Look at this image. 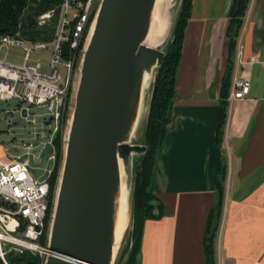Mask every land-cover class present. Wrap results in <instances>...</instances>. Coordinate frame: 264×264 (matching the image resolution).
Masks as SVG:
<instances>
[{"label": "crops", "instance_id": "1", "mask_svg": "<svg viewBox=\"0 0 264 264\" xmlns=\"http://www.w3.org/2000/svg\"><path fill=\"white\" fill-rule=\"evenodd\" d=\"M231 1L191 0L151 179L162 212L141 226L137 264H208L203 240L218 199L217 170L224 185L215 264H264V0H249L233 40L230 84L242 73L250 91L229 100V84L218 141Z\"/></svg>", "mask_w": 264, "mask_h": 264}, {"label": "water", "instance_id": "2", "mask_svg": "<svg viewBox=\"0 0 264 264\" xmlns=\"http://www.w3.org/2000/svg\"><path fill=\"white\" fill-rule=\"evenodd\" d=\"M155 1L99 0L76 63L42 264L116 263L121 192L131 207L133 166L146 150L143 136L155 74L183 0H169L166 31L149 45ZM140 123L142 139L137 140Z\"/></svg>", "mask_w": 264, "mask_h": 264}, {"label": "built area", "instance_id": "3", "mask_svg": "<svg viewBox=\"0 0 264 264\" xmlns=\"http://www.w3.org/2000/svg\"><path fill=\"white\" fill-rule=\"evenodd\" d=\"M99 0H61L58 7L39 12L36 24L41 26L51 21L56 9L57 20L51 40L30 41L17 33L0 35V45L21 46L25 50L21 64L0 60V101L14 100L26 103L21 113L27 120L29 141L23 143V154H9L1 148L0 154V260L8 264L6 255L11 250L30 249L45 257L44 246L36 244L44 225L49 196L48 178L52 168L43 167L45 177L35 178L28 171L29 155L40 146L37 142L43 136L44 124L52 127L47 142L41 149L49 146L47 160L54 163V147L52 138L62 118L64 98L66 97L69 77L76 69L88 30L94 19ZM63 43H67L68 52L63 56ZM49 49L47 65L50 71L41 70L40 62L28 64L32 50ZM62 66L63 74L58 68ZM249 79L242 73L234 75L230 84L229 100H239L247 96L250 89ZM43 106L46 113L38 122L36 116L28 111V107ZM9 112L13 113V110ZM50 125V126H49ZM48 135V134H47ZM35 155V156H37ZM20 235H15L13 233Z\"/></svg>", "mask_w": 264, "mask_h": 264}, {"label": "trees", "instance_id": "4", "mask_svg": "<svg viewBox=\"0 0 264 264\" xmlns=\"http://www.w3.org/2000/svg\"><path fill=\"white\" fill-rule=\"evenodd\" d=\"M61 0H0V35L17 33L30 41L51 40L54 36L53 30L57 20L58 9H56L50 22L45 25H37L35 17L39 12L58 7ZM249 0H232L228 10V23L226 25V35L229 38V49L227 54V63L223 72L221 83V102L219 112V123L216 130V140L219 141L224 125V115L226 110V96L231 78L232 59L231 54L234 47L233 40L239 30L242 22V16ZM191 0H183L178 12V18L173 28L171 41L165 49L161 66L155 74L152 95L149 102L146 127L144 131V144L146 150L138 160V170L134 172L133 190L131 195V224H130V242L127 250V259L124 264H137L136 255L139 249L141 237V226L146 219L160 217L162 208L158 199L154 196L151 189V179L153 166L156 160L157 150L163 140V135L169 125L172 112V101L175 97L174 82L175 71L178 64V58L181 52V42L184 35V27L190 16ZM63 56L67 55L68 45L63 43ZM56 147L55 161L51 174L48 178L49 196L48 206L45 213V220L41 235L38 238L42 245H45L47 229L50 221V213L53 206V197L56 190V176L59 159L60 141L58 135L52 138ZM55 153V152H54ZM224 173L217 170L214 182L217 188V202L210 211L207 221L206 231L203 243L205 244V253L208 264H215L214 259V237L217 232V226L220 219V209L223 201ZM133 208V209H132ZM156 209V212L154 210ZM132 245V246H131ZM129 251V252H128ZM8 264H42L43 256L30 249L22 251L11 250L6 255ZM0 264L2 261L0 260Z\"/></svg>", "mask_w": 264, "mask_h": 264}, {"label": "rangeland", "instance_id": "5", "mask_svg": "<svg viewBox=\"0 0 264 264\" xmlns=\"http://www.w3.org/2000/svg\"><path fill=\"white\" fill-rule=\"evenodd\" d=\"M24 54L25 50L21 46L16 45H0V60L2 61H10L15 64H21L24 60ZM50 51L49 49H38V50H32L29 54L28 59L25 61L28 64H34L36 62H40V65H42L41 70L44 72H49V66L47 65V62L49 60ZM59 70L63 74V68L62 66L58 65ZM77 84V74L74 70V72L69 77V83L67 85L66 90V97L64 98V106H63V114L62 118L58 124V128L54 134L56 136V133L58 135L59 141H60V149H59V159H58V167H57V176H56V184L60 175V168L62 163V153L64 148V139L67 133L68 128V120L70 118L71 108L73 105V99H74V90ZM25 106H27L26 103H16L14 100H8V101H0V145L1 148L7 149L9 154H23V148L22 145L26 141H29V134L28 130H30L29 125L27 124V120L23 118L21 109H23ZM10 110H13V113L9 112ZM28 111H30L29 118L32 117V114L36 116V120L38 122L43 120V115H45L46 108L43 106L39 107H28ZM45 130L43 132V136L39 138L37 142L40 143V146L34 150V155H29V162H28V171L29 173L35 177V178H42L45 177V172H42L43 167L52 168L53 163L51 161L47 160V154L50 151L49 146H46L45 148L41 149V153L37 155L38 150L41 148V145L43 142H47L49 139V134L51 132L52 127L50 126V130L48 131V126L46 124L43 125ZM48 134V135H47ZM137 134V140H141L142 135V125L140 123V126L137 127L136 130ZM54 147V156L56 154V147L53 143ZM0 154H3V151L0 150ZM37 155V156H35ZM57 157V156H56ZM55 157V158H56ZM57 159V158H56ZM138 167V159L135 161L133 169L134 172ZM134 177V174H133ZM56 191V190H55ZM48 230V229H47ZM128 231V230H127ZM130 231V230H129ZM47 233V231H46ZM15 235L16 232L13 233ZM48 234V233H47ZM130 233L125 235L124 241L121 243V249L119 250L116 259L115 264H124V261L127 257V250L125 249V243L127 240H130ZM47 238V236H46ZM46 243V241H45ZM36 244L39 246H44L39 241V239L36 240Z\"/></svg>", "mask_w": 264, "mask_h": 264}, {"label": "bare ground", "instance_id": "6", "mask_svg": "<svg viewBox=\"0 0 264 264\" xmlns=\"http://www.w3.org/2000/svg\"><path fill=\"white\" fill-rule=\"evenodd\" d=\"M169 6V0H156L153 9V22L150 28V32L147 38L149 45H154L160 39V37L165 33V28L168 23L167 8ZM146 86L143 90L145 94ZM144 97V96H143ZM138 168V167H137ZM133 209V208H132ZM131 207L130 201L128 200V195L124 189H122L120 196V206L118 211V219L116 224V242L114 244L115 254L121 249V243L124 241L125 235L130 233L131 224ZM128 230V231H127ZM130 240L125 243V249L128 248ZM132 246V245H131ZM129 252V251H128ZM127 259V258H126Z\"/></svg>", "mask_w": 264, "mask_h": 264}]
</instances>
